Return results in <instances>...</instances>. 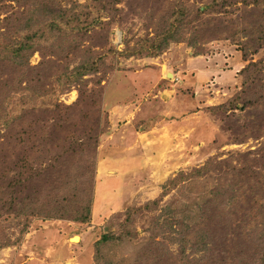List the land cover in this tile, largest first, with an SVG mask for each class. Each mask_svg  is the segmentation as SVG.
I'll return each mask as SVG.
<instances>
[{"label": "rangeland", "instance_id": "374dc122", "mask_svg": "<svg viewBox=\"0 0 264 264\" xmlns=\"http://www.w3.org/2000/svg\"><path fill=\"white\" fill-rule=\"evenodd\" d=\"M24 1L0 0V40L16 46L39 31L25 58L0 60L4 114L23 117L20 144L0 156V197L17 190L22 198L0 205V264H264V46L239 24L242 2L38 0L36 10L27 0L26 13ZM59 7L80 13L79 27L68 17L51 26ZM183 7L179 35L137 55L163 41L156 31ZM199 10L214 23L204 33L193 28ZM89 58H98L96 70L76 78ZM36 77L43 95L33 99ZM55 134L60 142L48 150ZM38 166L47 177L20 185ZM210 193L222 195L214 236L194 244L193 225L184 246L181 223L194 222L184 206ZM89 197V221L38 215ZM103 234L111 239L96 254ZM219 252L233 255L224 263Z\"/></svg>", "mask_w": 264, "mask_h": 264}, {"label": "trees", "instance_id": "16d2710c", "mask_svg": "<svg viewBox=\"0 0 264 264\" xmlns=\"http://www.w3.org/2000/svg\"><path fill=\"white\" fill-rule=\"evenodd\" d=\"M17 1L21 2V0H17ZM116 1H118V0H116ZM223 1L224 0H209V4H210V7H215L216 5L225 6ZM235 1L239 2V0H234L235 4H236ZM240 1L242 2V6L245 7V9L243 10L245 12V14L240 15L239 24H240V26L241 25L244 26L243 29L247 33V34L245 33L246 37L249 35L255 36V38H254L255 48L263 47L264 46V0H240ZM24 2H25L24 4L19 3V4H21V6H24L23 12L28 13L27 11L30 10L31 4L35 5L34 8L36 10L38 9V0H32L31 4H28L27 0ZM211 4H213V6ZM183 9L188 10L185 7L181 8L176 14H174V18L170 19V22L167 25V27L163 28L160 32L156 31L155 35L158 36L159 40H161V41L163 40V41L158 43V44L154 43L153 45H150L149 47L148 46L146 47V45L140 46L138 49H135L137 55H141L144 53H146V54L159 53V52L163 51L168 46L169 42L174 40V38H176V36L179 35L177 31L179 29L183 28L185 22H187V19L185 20L186 14L181 11ZM48 10H50V8ZM213 10H217V9H213ZM226 10H227V13L230 12V10H228L227 7H226ZM69 11H72L74 13L77 12V11H75V10L73 11L71 9ZM204 12L205 11H200V10L198 12L199 22H197L196 25H193V28L196 30L195 33H199L200 31H201L200 33H204L203 32L204 27H206V26L210 27V26L214 25V23H211L212 18L202 17ZM74 13H72V14H74ZM72 14H71V12L70 13L69 12L64 13L62 11L61 7H59L58 11L54 10V13H51V23L52 24H50V25L53 26L55 29H60L61 19L68 17L69 20H67V22L73 23L75 26L79 27L78 22L80 21V13H76L77 15H72ZM1 23H2V21L0 20V24ZM76 23H78V25H76ZM207 28H205V29H207ZM233 31L234 32L226 33V31H224V30H217V32H219L220 35L234 39V37L237 33L235 30H233ZM38 34H39V31H38V33H35L34 35L33 34L29 35L28 36V40H29L28 42L21 41L16 46H13L11 42L4 43L2 40H0V60L1 59L6 60L7 58H9V60L15 61L18 59L25 58L24 57L25 55L23 52L27 48L32 46L31 40L34 39L35 37H37ZM0 36H1V34H0ZM246 46H248V45L246 44ZM255 51H257V49H255ZM243 55H247V48L245 46L243 49ZM97 62H98V58H94V59L89 58V60L87 62L83 61L82 63H80L79 67L75 70L73 75H75L76 78H80L83 75H86L87 72H91L92 70H96L97 66H95V65ZM38 80H40L38 77H36L35 80L34 79L28 80L29 81L28 83L31 82V89H32V92L34 93L32 96L33 99L35 97L38 98V96L43 95V93H41V91H39L37 89V86H38V88L40 87ZM5 108H6V103L0 102V156H2L4 154H8L16 146H18V144H20L19 139L17 138L18 135H17L16 127H18L20 125L19 120L23 118L21 116V114L18 116H14V117H8L7 114H4ZM28 112H36V110H32V108H31V109H28ZM19 128L23 132L21 125L19 126ZM3 129H4V131L2 132ZM34 132L35 131H33V133H31V131L28 130V135H32V137H34V135L36 134V132L35 133ZM56 135L57 134H55L53 138H50V139L47 138L45 145H46L48 150L60 142L59 140L61 137L58 138ZM55 140H57V143ZM31 146H34V148H35V146L38 147V144L35 145V143L33 142ZM19 168H22V165H20ZM56 168H57V166H56ZM43 169L44 168L41 166H38V169L34 168V167H31V169L29 168L28 169V173H29L28 176L23 181L19 180V184L20 185L25 184L26 182L31 183V181L33 179H35L37 177V175L39 177H41L42 179L46 178L47 176L44 175ZM3 172H1V169H0V175L6 178L7 174L2 175ZM62 176L63 175L60 174V176L55 177L57 182L59 181V179ZM19 184L15 183L14 181H10L8 186H10L11 189H15V186H18ZM12 192L13 191L8 192L9 196L6 199L4 196L0 197V202H1L0 205H2L4 207V209H6V210H8V208L9 209L11 208V205L14 203V200L18 199L17 202L15 203V205H17V206L20 204V203H18V201L22 200V198H19V196L16 195L17 190H15L14 193H12ZM208 197L209 196L197 197L195 201H190L189 203H186V205L184 206L186 209H190L189 212L191 214V219L194 220V222H192V223H181L182 229L180 230V233H181L180 238H181L182 244L184 246L187 243V241L192 240V238H193V236L191 238L190 237L188 238L190 230L192 228H194V229L196 228L193 225H197V228L195 229V231H196L195 233H196L197 237H196L195 241H193L194 244H200V247L206 246V245H208L207 240H209V237L213 238V236H214V235H212V232H210V228L214 227L213 221L216 218V214L218 213L219 209L222 207V202H218L220 197L217 195L216 196L212 195V193H210V198H208ZM91 206H92V200L90 197H89V200L85 204H82L79 202V203H77V205L75 207L68 206L67 204H64L61 201H59L56 203V205L54 206V208L51 211L46 210V208H41L38 211L39 212L38 215H41L44 218H53V217L54 218H64V217L75 218V217H77V219H81L82 221H89V218H91V213H92ZM15 210H20V209L16 208ZM210 233H211V235L209 236ZM110 239H111L110 235H108V234L102 235V237L97 241V252H96V254H98L100 252L101 246L103 244L107 243L108 241H110ZM232 255L233 254H231L230 252L228 254H224L223 252H219V260L221 262L227 263L232 258ZM96 257H97V255H96ZM145 257L147 259L148 256L146 255ZM152 262H153V260L150 259L147 264H151ZM138 264H141V263L138 262Z\"/></svg>", "mask_w": 264, "mask_h": 264}, {"label": "crops", "instance_id": "0c3cea01", "mask_svg": "<svg viewBox=\"0 0 264 264\" xmlns=\"http://www.w3.org/2000/svg\"><path fill=\"white\" fill-rule=\"evenodd\" d=\"M209 69H210V70H209L210 72H212V73L215 72L216 75H218L219 72H223V73H226V74H231V76H233L232 73H230V72H234V71H232V69H228L227 71H223L222 69H219V68H217L216 66H213V65H210ZM220 74H221V73H220ZM216 78H217V80H219V81L221 80V77H219V76H216ZM219 81H218V82H219ZM178 108H179V106L177 105V106H176V110H178ZM155 127H156V126H155Z\"/></svg>", "mask_w": 264, "mask_h": 264}, {"label": "bare ground", "instance_id": "6f19581e", "mask_svg": "<svg viewBox=\"0 0 264 264\" xmlns=\"http://www.w3.org/2000/svg\"><path fill=\"white\" fill-rule=\"evenodd\" d=\"M73 239H74L75 241H78V240H79V236H75Z\"/></svg>", "mask_w": 264, "mask_h": 264}]
</instances>
